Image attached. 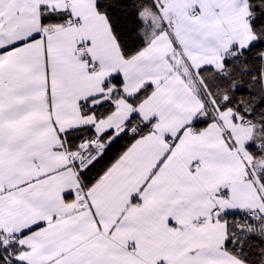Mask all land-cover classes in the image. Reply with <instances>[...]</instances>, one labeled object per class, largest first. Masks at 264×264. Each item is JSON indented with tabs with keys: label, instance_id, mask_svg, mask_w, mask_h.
<instances>
[{
	"label": "snow or ice",
	"instance_id": "1",
	"mask_svg": "<svg viewBox=\"0 0 264 264\" xmlns=\"http://www.w3.org/2000/svg\"><path fill=\"white\" fill-rule=\"evenodd\" d=\"M0 264H264V0H0Z\"/></svg>",
	"mask_w": 264,
	"mask_h": 264
}]
</instances>
